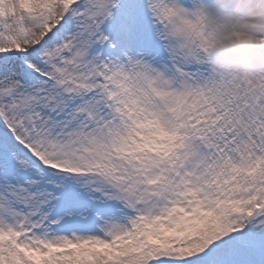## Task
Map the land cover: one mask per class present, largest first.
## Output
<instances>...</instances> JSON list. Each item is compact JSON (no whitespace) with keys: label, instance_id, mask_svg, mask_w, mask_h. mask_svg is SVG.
<instances>
[{"label":"snow or ice","instance_id":"obj_1","mask_svg":"<svg viewBox=\"0 0 264 264\" xmlns=\"http://www.w3.org/2000/svg\"><path fill=\"white\" fill-rule=\"evenodd\" d=\"M232 0H0V264H264L260 43Z\"/></svg>","mask_w":264,"mask_h":264},{"label":"clouds","instance_id":"obj_2","mask_svg":"<svg viewBox=\"0 0 264 264\" xmlns=\"http://www.w3.org/2000/svg\"><path fill=\"white\" fill-rule=\"evenodd\" d=\"M232 9L240 23L238 30L250 31L248 25L264 26V0H232ZM264 40V32L251 33ZM220 63L225 67L238 69L245 74L264 77V44L240 43L218 53Z\"/></svg>","mask_w":264,"mask_h":264}]
</instances>
